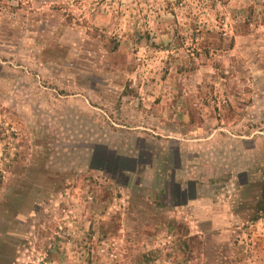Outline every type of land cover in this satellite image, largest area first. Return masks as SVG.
Wrapping results in <instances>:
<instances>
[{"label":"rangeland","instance_id":"1","mask_svg":"<svg viewBox=\"0 0 264 264\" xmlns=\"http://www.w3.org/2000/svg\"><path fill=\"white\" fill-rule=\"evenodd\" d=\"M258 101L264 0H0V264H264Z\"/></svg>","mask_w":264,"mask_h":264},{"label":"crops","instance_id":"2","mask_svg":"<svg viewBox=\"0 0 264 264\" xmlns=\"http://www.w3.org/2000/svg\"><path fill=\"white\" fill-rule=\"evenodd\" d=\"M263 108H261V107ZM235 110V109H233ZM237 111H235V117L236 119H238L240 110H243L242 107H237L236 108ZM251 112H250V128L248 129V133L246 134H242V135H237V134H233V136L240 138L239 141H241L242 143L244 142H248L250 143V148L253 149L254 147L257 146V144L260 142V140L264 141V138H261L259 136V134L262 132L261 131V125H260V114H261V110L264 111V105H261L260 101H258L257 103H254V105L252 106V108H250ZM263 116V115H262ZM231 119V118H229ZM233 120H235L233 118ZM255 120V121H254ZM232 121V119L230 120ZM209 124H210V120H209ZM231 126V124H229V127ZM207 128V126H196L194 125L192 127V130L189 131V135L187 136V138H176V155H177V161L178 163H181V166L179 167L176 166V168L172 169L170 172V180L172 182V184H175L176 190L177 191H183L185 188H187V184L191 183L192 184V190H194L195 184H197L196 179H197V174L199 172V168L200 166L196 165L195 162H191V160L193 159H197L200 157V151L201 150H205L204 152V156L209 157V155H207V148L212 144L211 141L209 140L212 135L216 132V129H224L227 130V126L225 127H217V128H211L212 132H208L206 133V131H202V129ZM228 131V130H227ZM211 145V146H212ZM190 152V153H189ZM111 162L114 165V169H113V173H117V174H123L125 175L126 173L132 172L133 170H135V163L132 160L131 162V169H129V171L127 170V166L128 163H124V167L122 169V171L116 170L115 165H117L118 163L122 164V161L120 159V156L115 154L112 155V157L110 158ZM187 161H189V164H186ZM128 162V161H127ZM130 162V161H129ZM184 162V164L182 165V163ZM184 170H182V169ZM181 171V172H180ZM201 171V170H200ZM124 172V173H123ZM244 173L246 176V179L243 183H241L242 188H245V186H247L248 188L250 187L252 189L251 191V197H253L254 195V188H255V183H254V179L250 178V176H253L254 173L250 172L249 168H244L239 170V173ZM180 173V175H179ZM197 173V174H196ZM250 175V176H249ZM195 176V177H193ZM249 176V177H248ZM181 177H183L181 179ZM250 183V185H249Z\"/></svg>","mask_w":264,"mask_h":264},{"label":"trees","instance_id":"3","mask_svg":"<svg viewBox=\"0 0 264 264\" xmlns=\"http://www.w3.org/2000/svg\"><path fill=\"white\" fill-rule=\"evenodd\" d=\"M123 169V168H122ZM124 173V172H123ZM121 175H122V173H121Z\"/></svg>","mask_w":264,"mask_h":264}]
</instances>
